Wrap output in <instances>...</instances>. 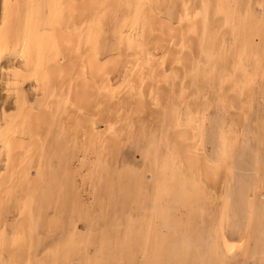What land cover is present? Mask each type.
<instances>
[{"label":"bare ground","instance_id":"1","mask_svg":"<svg viewBox=\"0 0 264 264\" xmlns=\"http://www.w3.org/2000/svg\"><path fill=\"white\" fill-rule=\"evenodd\" d=\"M151 1L1 0V262L5 261L3 258V253H5L6 258L9 260H7L8 264H29L27 263L29 260H27V257L32 251L39 249L47 252L40 261L38 260V262L36 261L33 264H83L84 261L92 264H103L101 262L102 248L105 246L113 248L116 245L118 248L122 247L125 249L123 252L125 253L124 256H128V264H264V161L262 166H256V162L258 161L259 163L257 159L260 150H262L261 146L258 145L253 152L250 151L252 155L250 156L249 154V161L237 167L233 146L229 142L230 138L221 139L222 141L217 142L214 139L217 134H211V130H209L210 135H213V141L208 143L203 138V141H205L203 143L201 142L202 134L196 130V119L199 118L200 113L204 110H209L211 99L220 92L219 88L222 83L226 82V84L231 85L232 81L230 82L229 80L232 79L230 78L235 77L236 75L234 76L233 74L239 73L244 64L249 67L247 68L250 72L252 71L255 74V77L260 76L264 72V0H203L204 15H202L201 26L204 29V38L200 45L201 52L207 51L205 47L214 42L212 30L222 22V19L221 21L219 19L220 16L225 19L226 28L231 26L232 32L230 34L233 45H231L232 48H229L223 65L215 67L216 76L209 78V80L203 79V76H201V80L198 78L201 89L197 98L198 102L194 105V107H197V111L191 112L188 110L187 112L191 113H187L186 121H184L186 116L183 120L182 118L184 117H182L180 124L179 120L176 121L181 116L178 115L179 111L177 108L175 116L178 115L179 117L177 116L174 121L173 125L175 127L171 125L172 129L174 128L173 130L176 131V128H178L179 132H172V130L167 144L157 142L148 148L145 155L146 164L148 165L147 169L156 170L157 167L161 168L159 166L160 157L164 156L163 153L166 154L164 157H168L164 160V164L162 163V169H164L165 173L158 174V179L155 178V175H152L153 182L144 184L142 194L146 197V201L141 206V208L143 207L141 209L143 216L139 215L143 217V222H138L135 225L134 221L130 219L126 221L119 219L120 221L116 223L115 227L118 230L124 228L123 231L115 233L107 231L108 234L106 231L101 232L99 237L95 239V231H98L96 227L99 223L97 221L95 223L94 219H86L85 228L87 232L82 234L79 230V222L72 218L77 214L71 216L69 220H66L68 218L63 219L61 215L59 216L61 212L58 213V207H61L62 204H66L70 208V214L77 213V198L71 191V180L73 178L71 168L76 158L75 148L78 145V140L80 139L82 142L81 147H83L84 153L88 151V154L90 150L103 153L113 147V142L110 143L111 141H109L113 137L110 136L111 138L109 139V135H107L108 133L111 134L110 127L108 132H106V128L104 130L106 134H103L93 128L90 130L89 127L93 126L90 120H88L90 126L86 124L87 127L82 124V122L86 121L85 118L95 115L96 111L94 109L101 112L102 115L100 114V117H103L105 113H109L106 118L110 117L111 119H109L113 121L114 116L112 115L116 110L113 109V113L112 108L119 106V104L113 105L108 102H111V100L113 102L114 98L108 99L111 92L108 89L109 86H105L107 74L111 73L105 61L106 59L109 61L108 57L111 54H109L110 49L106 47L103 41L104 28L113 22L120 12L123 13L124 7L126 9L128 7V17H131L128 20H133L130 25L131 28L124 35L122 31H119V37L116 41L119 46L127 49L139 47V52L134 53L142 54L143 58L144 38L146 36L140 35L141 32L137 34V30L145 32L148 25H154L153 23H155L153 22L155 18L151 17V14L149 15V12L153 10V2L151 4ZM154 2L156 3V0ZM170 4H172V1ZM144 7L146 10H144ZM147 10H149L148 15L153 20L150 17L147 19ZM175 11L173 14H175ZM211 15L213 16L211 17ZM124 22L126 21L124 20ZM163 23L164 28H162V25L160 27L161 23L155 25V28L159 26V35L163 38L161 43L159 39L161 37L158 38V33H156L158 32L156 31L157 29L153 28L154 31H148L152 34L155 32L154 34L157 36L156 43L155 39L151 41L156 45L157 43L159 45L162 42L167 43L170 41L168 42L170 44H166V46L171 48V45L174 44L172 41L175 39L176 42L180 41L183 43V35L188 36L189 30L190 40L194 39H192L194 35L192 30L195 24L192 25V22H189V27H191L189 30L182 28V31L186 30L183 32L184 34L180 31V26V29L176 28L181 35H178L176 31L174 32L175 25L166 24L172 29L174 27L171 30ZM186 26L188 28L186 24L183 27ZM149 34H147V39ZM154 34L153 37L155 36ZM178 36H182L183 39L179 40ZM223 36L224 34L221 35V39ZM146 41L148 42L149 40L145 39ZM190 42H192L193 46L194 40ZM221 44L217 46H221ZM187 45L190 46L187 42L186 46L182 45L185 47L183 50L189 48ZM150 48L148 47L147 50ZM147 50V54H150L153 49ZM157 50L158 48L154 49V54L149 61L150 65H152L150 66L152 67L151 70L147 68L151 76L157 74V69L160 68V63L157 68L155 67L159 62L157 61L159 60L157 59L158 56L155 54ZM179 50L177 49V52ZM209 51L211 50L209 49ZM120 52L123 53L122 51ZM130 53L132 54V52ZM178 54H181V52ZM126 55L128 54L126 53ZM175 55L177 56V53ZM213 55L214 52L211 59ZM145 56L147 57L148 55ZM136 57L137 59L139 57L137 63L143 61L140 56ZM184 57L186 59V56ZM145 62L147 61H144L141 65L139 63L140 66L138 65V67L140 69L138 68V72L136 68V70L131 69L129 72L126 70L125 75L123 74L126 76L125 81H128L129 85L134 83L132 86L135 87V81L139 83L140 79L141 81L143 80L142 77H146L142 73V69H145V67L141 68V66H145ZM199 67L196 71H200ZM139 70L141 71L139 72ZM115 71L117 70H113V72ZM150 74L148 75L150 76ZM249 75L247 76L246 74L249 77L248 79L253 78H250ZM144 79L146 80V78ZM234 80V82L240 81L237 78H234ZM244 82L247 81L244 80ZM97 85L100 90L104 89L102 91L106 93H101V91L99 93V87L96 88ZM211 86L216 87L214 89L216 93H211L213 89ZM136 87L139 88L137 84ZM107 89L110 94L106 91ZM203 94L207 95L206 102L199 103L203 98ZM211 96L213 97L211 98ZM232 97L228 98L229 102ZM232 99L233 101L227 103L238 106V104L234 103L236 100ZM248 100L246 101L248 102ZM135 104L136 101L134 106ZM134 106L132 105V108L135 110ZM137 106L141 107V115L138 116L140 117L143 113L145 114L146 110L142 104ZM123 107L126 109L123 105L122 110ZM142 108L145 110L144 112H142ZM216 109L223 116L224 108L217 106ZM134 110L132 109L133 114ZM172 110L169 109V111ZM138 111L135 116L140 113ZM236 111L239 110L237 109ZM91 113H93L92 116ZM104 117L103 120L106 119ZM171 117L174 118V115L172 114ZM109 119H107L108 125L111 124ZM235 119H238V117ZM175 122L176 124L179 123V125L176 126ZM123 126L125 128L127 125ZM120 128L119 132L124 130L121 126ZM119 132H117V136ZM121 135L122 132L119 137ZM210 135L208 133L206 136L210 137ZM117 136H115L116 139L119 138ZM212 137L208 140L211 141ZM119 140L120 138L115 141L120 143ZM116 142L114 147L119 145ZM246 142L248 143L247 140ZM209 147L210 151L208 150ZM114 149V151L112 149L109 151L110 153L112 151V157L118 155L115 152L117 148ZM118 149L121 148L118 147ZM90 153L92 152L90 151ZM110 153H108V157ZM212 153L219 156L212 158ZM101 157L103 158V156ZM55 161H57V164ZM95 161L97 162L98 160ZM54 162L58 169H54ZM222 168L224 169L223 171H221ZM32 169H36L35 177H33ZM234 172L238 173L237 177L235 176L236 178L232 175V173L235 174ZM220 174L228 175L225 193L226 202L222 208L219 207V204L217 205L216 201L218 202V200L213 203L212 198L208 199V191L214 190L219 185ZM44 185L46 186L45 190L43 189ZM210 200L212 203H210ZM50 210H55L54 213H58V217L55 215L49 216ZM254 228L258 232L249 235L250 230ZM49 239L52 244L43 245L44 241ZM102 241L104 244H102ZM240 241H245L244 246L252 245L246 255L241 253L239 255L238 253L240 248H237L238 245L236 244ZM91 250L95 252L93 261V258L89 255ZM114 255L118 256L116 253ZM236 255L239 256L237 257Z\"/></svg>","mask_w":264,"mask_h":264},{"label":"rangeland","instance_id":"2","mask_svg":"<svg viewBox=\"0 0 264 264\" xmlns=\"http://www.w3.org/2000/svg\"><path fill=\"white\" fill-rule=\"evenodd\" d=\"M154 1L155 0L151 1V4L153 2L152 6H153L154 11L150 9L152 12L151 11L149 12V10H147V16H146L148 19V17H150L149 15L151 14V17L155 18V20H153V18L150 17L153 20V22H155V23H153L154 25H148V27L150 29L147 27L146 28L147 31L144 30L145 32L137 30V34L139 32H141L140 35H142L144 37L146 36V38H144L145 48L143 51L144 57H146L145 55H148L145 58L146 60L144 59V57L142 58V54H140V53L136 54L139 52V47H137V48L135 47L133 49H127L125 47L119 46L117 41H116V39L119 37L118 36L119 31H122L123 35H124V33L127 34L131 28L130 25L133 22V20H130V21L128 20V18H129L128 17L129 16L128 7H127V9H126V7L123 8L124 9V10H122L123 13L120 12L118 14L116 19L109 24L110 27H109V25H107L105 27L106 29L104 28L103 35H102L103 41L106 44V47L108 49H110L109 54H111V56H112V57L111 56L108 57L109 61H108V59H106V61H105V62H107V64H109V65L106 64V66H108V70L111 72L110 74L108 73L109 75L107 74L105 86L108 85L110 87L109 88L107 86L108 89H110L109 91L111 92V94L109 93L108 89L106 90V91H108V94H110V98L108 97V99L111 100V98H114L113 102L115 104L112 102V100H111V102L110 101H108V102L110 104H113V105L119 104L120 109H119V106L117 105V106H115L116 108L114 106H113L114 108H112V110L113 109L116 110L115 113H114V110L113 111L111 110L114 113L113 115L110 114V115L114 116V118L112 119L113 121L115 120L113 124H112L113 121L110 120L111 119L110 117H109L110 119L106 118L107 114L109 115V113H105V115H104L105 117L104 116L103 117L106 119L103 120V117H100L102 115L101 112H99V110H97V109H94L96 111V113H94L95 115H93V113H91V116L92 115L93 116L87 117L89 119L85 118L86 121L83 120L84 122H82V124L85 126H87L86 124H88V126H90V123H91L93 126L89 127L90 130L93 128L95 131H97L99 133H103V134H106V132H108L109 127H110V129H111L110 133L111 134H109V133L107 134V135H109V139L111 137H113V139H115V140H118L120 138V140H119L120 143L116 142L115 140L112 141L113 139L109 140V141H111L110 143L113 142L112 143L113 147L111 149L113 150L114 148H117V150L115 152L118 155H115L112 157V154H111L112 151H111V153L109 152L111 149L107 152L104 151L105 153L104 152L100 153L99 151H94V150H90L92 153H90V151H89V154H88V151L86 153H84L83 147H81L82 142L79 139L78 145L75 148V155H76V158L74 159L75 165L73 164V166H72L73 169L71 168V174L73 177L71 180V183H72L71 191L74 193V195H76V198H77V209H76L77 213L74 212V213L70 214L71 213L70 208L66 204H62L61 207H58V209H59L58 213L61 212L59 214V216L61 215L63 219L68 218L66 220H69V219H71V216L77 214L75 217L73 216L72 218L76 219V221L79 222L78 226H79L80 233H82V234L87 232V229L85 228L86 219L87 220L94 219L95 223L97 221V223H99V224L96 227V229L98 231L97 232L95 231V233H96L94 236L95 239H97L99 237L101 232H105V231L107 232L108 231L109 233H115L117 231H123L124 228L118 230L115 227L116 223H118L120 220L126 221V220L130 219V220L134 221L135 225H137L138 222L139 223L143 222V219H142L143 217H141V216H143L142 210H141L143 207L141 208V206H143L144 205L143 203H145V201H146V197H144L142 194V192L144 190V184L146 182H153L152 175H155V178L158 179L159 178L158 174L165 173L164 169H162V166L164 164L163 163L164 160L168 157V156L164 157L166 155L165 153H163L164 156L162 155L160 157V159H159L160 165L159 164L158 165L161 168L157 167L156 170L155 169L150 170L149 168L147 169L148 165L146 164V159H145L146 156L145 155L147 153L148 148L152 145H155L157 142L158 143L162 142L164 144H167L169 137H170V133L174 129V128L172 129V125L174 124V121L177 118V116L181 115L180 119H176V121L179 120V123H180L182 117H184V118H182V120H183V119H185V116H186V119L184 120V121H186L188 114H190L192 111L193 112L197 111V107H194V105L196 102H198L197 98L199 96V90L201 89V87H199L200 83L198 82V78L201 80V76H203L202 77L203 79L209 80V78H213L214 76H216V74L214 72L215 67L217 68V66L223 65V62H224L226 55H227V52H228L229 48H232L231 45H233L232 44L233 42L231 41L232 36L230 34L232 32L231 26L226 28L225 27L226 24L224 22L225 19L223 17L221 18V16H220L219 19H220V21L222 19V22L219 23V26L216 25L217 27L215 26L212 30V38L214 40V42H212V43H214V44H212V43L208 44L205 47V49L207 48L206 49L207 51H203V53L201 52V49H200L201 46L200 45H201V41L204 38L203 37L204 29L201 26L202 15H204V13H203V11H204L203 0H170V1L169 0H162V2H161V0H156V3ZM171 1H172V4H170ZM145 7L147 9H149L148 6L145 5ZM145 7H144V10H146ZM0 10H2L1 0H0ZM174 11H175V14H173ZM0 12L2 13V11H0ZM148 12H149V15H148ZM1 13H0V16H1ZM152 13L154 14V16ZM212 16L213 15H211V17ZM163 19H165V20L163 21ZM124 20L126 22H124ZM165 21H168V22L165 23ZM189 22L190 23L192 22L191 23L192 25L195 24L194 25L195 27L193 26L194 29L192 28L193 29L192 33L194 34L192 37V39L194 38L193 39L194 40L193 46L191 44L192 42H190L193 40H190L191 37L189 34V31H190L189 29L191 27H189L190 26ZM159 23H161L160 27L163 23V24H165V26H167V28L168 27L170 28V26L166 25V24H172L173 26L175 25L174 26L175 29L172 25H171V27H173L174 32L176 31L177 33L178 32L180 33V31L182 33L186 31V30L182 31V28L188 29L189 30L188 33L186 32L188 34V36L185 35V36H187V37H185L183 35L185 40L182 38V36L181 37L178 36L179 40H181V38L183 39L182 41H184L183 42L184 44L178 40H177L178 42H176V39H175L172 41V43L174 42L175 45L171 43L172 44L171 48H170V46L169 47L166 46V44L167 45L170 44V43H168L170 41H168V42L165 41L167 43L162 42V44H159V45L157 43V45H156L155 43H156V39H157L156 37L157 36H158V38L161 37V38H159L160 43H161V40L163 41L162 36L159 35V31H160L158 29ZM156 24H158L157 25L158 27L155 28ZM185 24L188 25V28H187V26L183 27V26H185ZM150 26H152V27H150ZM162 26H163L162 28H164V25H162ZM179 26L181 27V29ZM151 28L157 29L156 30V31H158V32H156V33H158L157 36H156V34H154L155 33L154 32L153 34L155 36L153 37V34L150 32L154 31V29L152 30ZM176 28H179L180 31H178V29H176ZM170 29L173 30L172 28H170ZM222 29H224L223 31L225 33L222 31ZM149 30H150V32H148ZM109 31H110V33H109ZM146 32H148L147 34L150 33L148 39H147L148 35L146 34ZM179 33H178V35H181ZM151 34H152V38H151ZM220 34L221 35L224 34L222 39H221ZM145 39L149 40V41L145 42ZM153 39H155V43L153 41H151ZM188 41H189V43H188ZM215 41H216V43H215ZM219 41H221V42H219ZM179 42H180V44H179ZM186 42L189 45L191 44L190 46H188V45L187 46L189 47L188 49H192V47H193L192 50L189 51L187 48L185 50H183L185 47H183L182 45L186 46ZM176 43H177L178 47L176 46ZM217 43L218 44L222 43V44H221V46L219 45L220 46L219 47V46H217L218 45ZM147 44L150 46H148ZM161 45H165V46L161 47ZM111 46H113V47H111ZM146 46H148L149 48L154 47V46L156 47V48H150V49H153L150 51L151 53L153 51L152 55H151V53L147 54L148 52H146V50L148 47H146ZM157 46H159V47H157ZM181 46H182V48H181ZM157 48H158V50L156 51L155 54L158 56L157 59H159V60H157V61H159V62L157 63V65L155 67L157 68L160 65L159 66L160 68L157 69V74L151 76L148 69L151 70L152 67H150V66H152V65H150L149 61L151 60V58L154 54V49H157ZM212 48H213V50H212ZM177 49L178 50L180 49L179 52H177ZM209 49L211 51H209ZM149 50H147V51H149ZM175 50H176V52H175ZM214 50L216 51V54H215ZM120 51H122L123 53H121ZM130 52H132V54ZM134 52H136V53H134ZM180 52H181V54H178ZM211 52H212V54L214 52L212 59H211V57H212ZM117 53L121 54L122 56L118 55ZM126 53L128 55H126ZM176 53H177V56L175 55ZM166 54H167V56H166ZM135 55L140 56V58L143 60V61L139 60V61H142V62H139L140 65L144 61L149 62V64H147V62H145L146 63L145 66H141V68L145 67V69H142V71H143L142 73L146 76V77H142L144 82H142L143 80L141 81V79L139 80L140 81L139 83L137 81H135L139 88L136 87V84H135V87H133L132 85H134V83L132 85H129L128 81H125L126 76H124L126 73V70H127V72H129V70H131V69L136 70V68H137V72H138L139 63H137V62H138L139 57L137 59V57ZM131 56H133V57H131ZM184 56H186V59ZM213 59H215V60H213ZM135 60H136V62H134ZM119 61H120V63H119ZM216 63H218V64H216ZM244 63H245V61H244ZM146 65H147V67H146ZM198 66H200L199 67L200 71H196ZM245 66L246 65L244 64L243 67L245 69L242 67L240 69L239 73L237 72V73L233 74L234 76L235 75L236 76L231 77L230 79H232V80H229L230 82L231 81L234 82L235 81L234 78H237V80L240 79V81H238L240 83L234 82L232 84V82H231V85H229L228 83L226 84V82H223L222 86L219 88L220 92L215 94L214 97L211 96V98L212 97L213 98L211 99V102H210L211 103L210 108L207 107L209 109V110H207L208 112L205 110L202 111L200 113L199 118L196 119L197 120L196 121V130L198 133L202 134V141L201 142H203V143L205 141L208 143L213 141V137H212L213 135H210V132H211V134H214V135L217 134V137L214 136L215 137L214 139L217 140V142L222 141V140H226V138H228V139L230 138L229 142L233 146L232 149H233V152L235 153V163H236L237 167L238 166L240 167L243 165L244 162L249 161V157L252 155L251 153L255 150V148L258 145L261 146L262 150H260V152H259L260 154L258 155V159H257V160H259V163H258V161L256 162V166L259 167V166H262V162L264 161V90H263L264 89V72L261 73L260 76L255 77V74L252 71L251 72L249 71V69H248L249 67L248 66L245 67ZM113 70H117V71L113 72ZM145 70H148V71H145ZM158 70L161 73H159ZM140 71L141 70H139V72ZM240 72H244V73L240 74ZM248 72L250 75L248 74ZM119 73H121V74H119ZM148 74H150V76ZM152 74H154V73H152ZM242 74H244V75H242ZM246 74H247V76L249 75L250 78L251 77H253V78L248 79L249 77H247ZM147 75H148V77H147ZM108 76H110V77H108ZM204 76H205V78H204ZM144 78H146V80ZM244 78H246V79H244ZM241 79H243V80H241ZM244 80L247 82H244ZM227 82H228V80H227ZM242 83H244V84H242ZM141 84H142V86H141ZM98 87L99 86L97 85L96 88H98ZM211 88H213L211 90V93L212 92L216 93L214 91V89H216V87L214 88V86L213 87L211 86ZM102 90H104V89L100 90V87L98 88L99 93H100V91H101V93H104ZM214 93H213V95H214ZM108 94H106V95H108ZM112 94H113V96H112ZM230 94H234L235 96L230 95ZM106 95H104V96H106ZM206 96L203 94V98H202L201 102H199V103L206 102ZM230 96L231 97L233 96L232 98H234L236 100V102L234 101V103L238 104V106L237 105L236 106L229 105V103L231 101H233V99L230 98L231 101L229 102L228 98ZM249 96H250V98H249ZM225 97H227L226 100H225ZM248 98H249V100H248ZM246 100H248V102ZM119 101H121L122 104H121V102L119 103ZM135 101H136V104L137 103L140 105L142 104V106H144V108L146 110L145 114L143 113L142 116H140V117H138V116L141 115V109H140L141 107L137 106L138 104L137 105L135 104V106H134ZM227 102H229V103H227ZM179 104H180V107H179ZM123 105L126 107V109L123 107V110H122ZM132 105L135 107V110H134V108H132ZM95 106H97V105H95ZM217 106L218 107L221 106L224 108L225 112L223 113V116L216 109ZM117 108H118V110H117ZM130 108H132L134 110V114L132 112V109H130ZM236 108L239 111H236L237 110ZM169 109H171V110L173 109V110L169 111ZM176 109L179 111V114L178 113H177L178 115L176 114L177 116H175ZM119 110H120V112H119ZM145 110L143 109L142 112H144ZM188 110L191 112L188 113L187 112ZM111 111H110V113H112ZM137 111L140 113L135 116ZM170 112L174 115V118L171 117L172 114ZM237 112H238V114H237ZM170 117H171V119H170ZM210 117H211V119H210ZM237 117H238V119H235ZM239 118H240V120H239ZM107 119H109L111 121V122H109L111 124L108 125ZM121 119H123V120H121ZM88 120H90V123ZM103 121H105V123H103ZM184 121H182V122H184ZM171 122H173V123H171ZM179 123L176 124V122H175L176 126H178ZM123 125H127V126H125V128H124ZM170 125H171V127H169ZM120 126L125 130L124 131L122 129L123 131H121L122 137L121 136L119 137V135L121 133V132H119L120 131L119 129H121ZM173 127H175V126L173 125ZM106 128H107V130H106ZM104 130H106V132ZM209 130H211V131L209 132ZM215 130H216V132H214ZM176 131L178 133L179 129L176 128ZM176 131L173 130L172 132H176ZM117 132H119L118 136L116 135ZM208 133H209L210 137H212L211 141H209L211 138L206 136V135H208ZM115 136H117V138L118 137L119 138L116 139ZM203 138L205 139V141H203ZM122 140H123V142H122ZM246 140L248 141V143L246 142ZM115 142L119 144L117 147H114ZM121 143H123V144L121 145ZM118 147L121 149H118ZM208 150L210 151V147L208 148ZM250 151H252V152H250ZM77 152H79V153H77ZM99 153L101 154V156H103V158L100 156ZM108 153H110L109 157H108ZM85 154H87V155H85ZM249 154H250V156H249ZM212 156H213L212 158H215V157H218L219 155L214 153ZM86 158H88V159H86ZM95 160H98V161L96 162ZM81 161H82V163H80ZM55 162L57 164V161H55ZM55 162H54V164H55ZM83 163H84V165H83ZM110 163H111V165H110ZM56 164L54 166V169H58ZM101 167H103V168H101ZM223 170L224 169L222 168L221 171H223ZM35 172H36V169H32L33 177H35ZM90 172H91V174H89ZM232 175H233V177H235V176L237 177L238 173H235V174L232 173ZM137 177H139V178H137ZM140 177H141V179H140ZM220 177H221L220 180H218L219 185H217L218 188L216 187V188H214V190H210L211 192L208 191V194H209L208 199L212 198L211 200H213V203L215 200H218V202L216 201V203H217V205L219 204L220 208H222V207H224V204L226 202L225 193H226V188H227V186H226L227 182L226 181H227L228 175L220 174ZM136 181H137V183H136ZM80 185H82V186H80ZM43 189L44 190L46 189L45 185L43 186ZM214 194H217V195H214ZM217 197H218V199H216ZM131 200H133V201H131ZM141 201H142V203H141ZM210 203H212V201ZM212 205H210V206H212ZM54 212H55V210L54 211L50 210L49 216H51V217L54 215L57 216L58 213H54ZM140 214H141V216H139ZM85 216H86V218H85ZM11 218H13V217L11 216ZM207 219H209V218H207ZM110 221H111V223H110ZM255 228L250 230L249 235L256 234L258 232L257 229H255ZM108 232H107V234H108ZM135 236H138V235H135ZM244 242L240 241L238 244H236V245H238L237 248H240V251L238 252L239 255H240V253L246 255L251 249L252 238H251V244H249L250 246L249 245L244 246ZM241 243H242V245H241ZM44 244L51 245L52 241H50V239L45 240L43 245ZM102 244H104L103 241H102ZM240 245H241V247H240ZM35 251H32L29 254V257H27V260L29 259L28 261H30V262L27 261V263L33 264L36 261L38 262V260L40 261L41 258H43L45 256L44 254H46V252H47V251L44 252V250H39V249H37ZM93 251L94 250H91L89 253L90 257L93 258L92 261L94 260V257H95V252H93ZM101 251H102L101 262L103 264H128V261H127L128 256H124L125 253L123 251H125V249H123L122 247L118 248V247H116V245H114L113 248H108V246H105L104 248H102ZM115 253L118 256H115L114 255ZM120 253H121V255H120ZM3 258L5 259V261L4 262L0 261V264H8V262H7L8 259L6 258L5 253H3ZM118 259H120V260H118ZM83 264H92V263H86L84 261Z\"/></svg>","mask_w":264,"mask_h":264}]
</instances>
